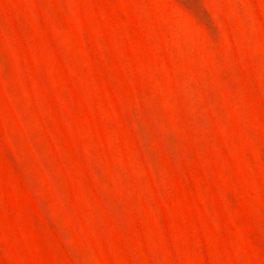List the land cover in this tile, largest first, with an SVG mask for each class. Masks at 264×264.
<instances>
[{
	"label": "rangeland",
	"instance_id": "obj_1",
	"mask_svg": "<svg viewBox=\"0 0 264 264\" xmlns=\"http://www.w3.org/2000/svg\"><path fill=\"white\" fill-rule=\"evenodd\" d=\"M0 264H264V0H0Z\"/></svg>",
	"mask_w": 264,
	"mask_h": 264
}]
</instances>
